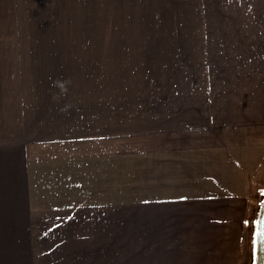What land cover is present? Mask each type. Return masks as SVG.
Wrapping results in <instances>:
<instances>
[{"label":"crops","instance_id":"1","mask_svg":"<svg viewBox=\"0 0 264 264\" xmlns=\"http://www.w3.org/2000/svg\"><path fill=\"white\" fill-rule=\"evenodd\" d=\"M232 1L241 13L221 15L228 29L195 34L209 41L183 47L188 62L173 64L187 92L169 88L166 63H153L148 84L160 92H139L142 104L133 89L114 94L124 101L108 123L102 110L57 111V94L75 101L89 79L49 69L71 46L25 52L13 73L0 64V264H247L264 184V0ZM24 5L0 0L19 55L29 14L52 22L64 11L56 0L41 12ZM202 77L229 89L194 93ZM201 165L210 180L197 190L185 170Z\"/></svg>","mask_w":264,"mask_h":264},{"label":"rangeland","instance_id":"2","mask_svg":"<svg viewBox=\"0 0 264 264\" xmlns=\"http://www.w3.org/2000/svg\"><path fill=\"white\" fill-rule=\"evenodd\" d=\"M41 1L42 5L40 4ZM49 1L25 0L26 5L24 6L26 8L31 6L41 12L42 9L49 8ZM66 1L68 6H60L65 3V0H56L59 4L57 8H64V11H59L62 13L60 15L50 14L56 16L57 21H43L44 16L42 14L38 16L37 22H33L35 17L30 14L26 17L22 23V29H20L25 42V47L20 55L13 53L11 43L18 35L16 33L13 36L14 30L17 29L13 25L12 11L9 10V6H0V36L11 39L3 42L6 47L11 46V48L0 50L1 67L6 66L13 73L18 64L22 63L24 56L30 51H35V49L44 45L71 46L73 48L72 54L63 55L67 61L62 64L48 66L49 69L58 74L74 70V80L77 82L80 78L77 75L83 74V79L84 75H89V79L86 78L88 76L84 79L87 83V87L85 86L86 91L82 95L72 96L76 97L75 101L68 100L71 97L66 99L63 94H57L56 100L59 105H62L57 108V111L61 110L63 112L71 109L77 111L75 115H82L84 111L102 110L106 113L107 123L108 119L111 120L115 117L114 109L116 105L123 104L124 101L118 98L119 95L115 96L114 94L131 93V91L126 90L133 89L132 93L135 100H139V103L142 104L141 94L143 93L139 92H146L150 90L151 86L154 92H160L162 84H158V89L148 84V81L150 82L149 75L155 71L153 63H166L165 65L168 67L165 68L167 77L163 82L169 88L174 86L175 89H180L183 93L187 92L189 89L186 85H183L186 82L182 74V79L178 80L179 71L173 66V64L179 62L181 57L184 62H188L191 55L188 54L190 53L187 51L188 48L183 49V47L192 46L195 41L197 45L204 44L205 40L209 41L205 37L194 39L193 37L197 33L202 36L204 35L203 32H207L209 29H224L228 23L225 19L228 18L221 15H232L237 13L238 9L241 13V7L232 4V0H228L231 4L226 3L227 0ZM66 7L67 11H65ZM229 19H232V17H229ZM3 39L0 37V40ZM62 51L65 52V50ZM203 52L202 48L198 49V54H203ZM41 67L45 68L43 65ZM41 67L31 65V67L28 66L27 71L35 72L42 69ZM157 68H161V64ZM22 70L26 71V69ZM218 81L222 82L221 80ZM11 82L17 83V81ZM199 82L205 84H199L197 89L193 90L194 93H199L202 96H207L208 93L226 92L229 89L225 86L206 85L208 80L205 77H202ZM165 83L164 85H166ZM190 83H193L192 77ZM64 93L69 94V92H66V87ZM19 105L21 106L22 103H19ZM71 105L72 108H70ZM38 120L41 122L40 119ZM89 130V127H87L83 132ZM93 130H100V128L95 127ZM144 130L151 131L149 129ZM123 131L129 130L123 129ZM112 132L113 128L107 126L106 133ZM206 169L204 165L188 167L185 170L186 183L191 186L193 184L197 190L200 189L198 185L205 186V181L210 180ZM192 180H196V182L191 183ZM254 186L253 183L252 187ZM259 190L258 203L253 212L254 220L248 234L249 254L247 264H256L254 263L255 252L257 257V254L260 253L259 249H262V246L259 247L261 242L256 237V231H259L256 221L263 211L260 202H264V184L259 185ZM263 253L261 252L262 255ZM257 261L259 264L264 263L261 259Z\"/></svg>","mask_w":264,"mask_h":264},{"label":"flooded vegetation","instance_id":"3","mask_svg":"<svg viewBox=\"0 0 264 264\" xmlns=\"http://www.w3.org/2000/svg\"><path fill=\"white\" fill-rule=\"evenodd\" d=\"M259 225V224H258ZM258 225H257V229H258ZM256 232H258V231H256ZM257 237V239H258V241L259 242H261V245L259 244V247L260 246H262V249H259V254H257V257H256V252H255V259H254V263H256V264H259V262L257 261L258 259L260 260H262V261H264V253H263V255L261 254V252H264V236H262L261 234H258V236H256ZM257 241V242H258ZM258 242V243H259ZM257 248H258V246H256ZM254 248H255V246H254ZM261 256V257H260ZM261 264H264V263H261Z\"/></svg>","mask_w":264,"mask_h":264},{"label":"water","instance_id":"4","mask_svg":"<svg viewBox=\"0 0 264 264\" xmlns=\"http://www.w3.org/2000/svg\"><path fill=\"white\" fill-rule=\"evenodd\" d=\"M258 229L259 231L257 232V236L258 234H261L262 236H264V207H263L261 217L259 219Z\"/></svg>","mask_w":264,"mask_h":264},{"label":"trees","instance_id":"5","mask_svg":"<svg viewBox=\"0 0 264 264\" xmlns=\"http://www.w3.org/2000/svg\"><path fill=\"white\" fill-rule=\"evenodd\" d=\"M109 42V41H108ZM106 45H107V42H106ZM148 45V44H147ZM260 203H262V207H264V202L263 201H261ZM263 209V208H262ZM261 217V216H260ZM260 217L257 219V221H256V226L258 225V223H259V219H260ZM264 257V256H263Z\"/></svg>","mask_w":264,"mask_h":264}]
</instances>
